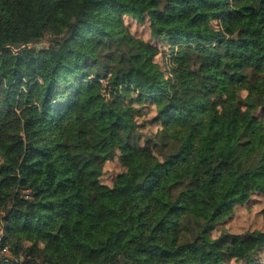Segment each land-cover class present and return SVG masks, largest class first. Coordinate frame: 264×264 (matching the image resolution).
<instances>
[{
    "label": "trees",
    "instance_id": "1",
    "mask_svg": "<svg viewBox=\"0 0 264 264\" xmlns=\"http://www.w3.org/2000/svg\"><path fill=\"white\" fill-rule=\"evenodd\" d=\"M229 170L264 176V0H0V264H264L212 236Z\"/></svg>",
    "mask_w": 264,
    "mask_h": 264
},
{
    "label": "rangeland",
    "instance_id": "2",
    "mask_svg": "<svg viewBox=\"0 0 264 264\" xmlns=\"http://www.w3.org/2000/svg\"><path fill=\"white\" fill-rule=\"evenodd\" d=\"M123 23L128 33L136 38L153 44L158 53L155 62L160 69L169 76L168 71L173 66L169 53V46L163 40L150 38L148 21L138 23L131 16H124ZM217 22H214L216 25ZM44 44V43H43ZM105 81V80H103ZM140 108V113L135 116L136 122L141 126L139 131L143 134H153L159 129V124L151 122L155 115L153 104H134ZM240 122H245L247 115L244 112L238 114ZM123 171L117 156L104 164L103 174L100 178L99 192L106 193L113 184L117 174ZM264 181V176L239 177L232 171H227L226 178L222 181L217 190V197L227 206L230 211L221 219L212 232L217 238L222 231L228 233L244 234L249 231H264V195L259 193V188ZM260 260L264 263V252L260 254ZM228 264H242L234 261Z\"/></svg>",
    "mask_w": 264,
    "mask_h": 264
},
{
    "label": "built area",
    "instance_id": "3",
    "mask_svg": "<svg viewBox=\"0 0 264 264\" xmlns=\"http://www.w3.org/2000/svg\"><path fill=\"white\" fill-rule=\"evenodd\" d=\"M3 251H6V249H3Z\"/></svg>",
    "mask_w": 264,
    "mask_h": 264
}]
</instances>
